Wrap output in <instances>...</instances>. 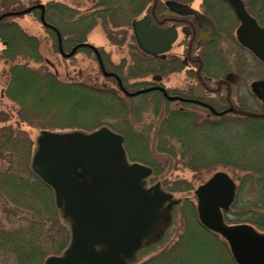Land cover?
<instances>
[{
  "label": "rangeland",
  "instance_id": "obj_1",
  "mask_svg": "<svg viewBox=\"0 0 264 264\" xmlns=\"http://www.w3.org/2000/svg\"><path fill=\"white\" fill-rule=\"evenodd\" d=\"M62 1L64 0H52L51 2ZM47 3V0H0V15L10 11L19 12L34 4L46 5ZM50 10L54 11L51 12L54 15L49 18L58 27L68 30V36L74 32L73 26L69 28L67 25H63L61 20L56 19L59 15L58 8H47L46 15H49L47 13ZM40 13L42 12L38 10L32 14L14 15L7 19L11 24L10 28L0 27V174L10 173L19 176L27 182L26 185L29 184L32 187V190L35 189V195L30 193V201L24 200L29 207V209L25 208L24 210V207L15 201V195L9 194L8 187L6 185L0 186V264H13L14 261L15 264H44L49 256H61L68 246L70 225L63 219L60 210L56 208L52 192L49 189L45 190L46 186H42L30 170L32 158L37 149L36 140L41 131H55L59 134L91 133L103 126L124 135L126 140L124 150L128 163L137 162L152 170V174L146 177L148 184L158 183L162 191L168 192L174 200H178V204L172 212L175 216L174 236L172 235L161 247L149 254V258L170 246L172 247L187 229L194 237L192 242L185 240L183 243V251L186 254H189L190 257L194 254L195 258H199L201 255L202 258L221 257L218 255L219 249L216 248L215 235L208 234L201 226L199 227L197 197L195 195L197 188L217 172L226 173L233 181L237 191L235 200L237 202L234 203V208L228 215L225 225L239 224L238 217L239 215L242 216L241 213L246 209L264 211V195L261 191L258 194L256 182L252 180L250 175H247L248 178L245 177L244 166L226 169V167L212 166L209 163L211 158L218 156L219 150L225 149L230 155V149H228L225 141H229V138L238 136L242 132L241 124L227 123L226 129L216 131L218 137L216 139H204L193 130L194 133L190 137H186L184 134L176 142L171 139V136L178 135V129L175 125H182L176 122L173 125V121V124L166 122L164 126V121L161 120L163 116H160L159 112H154L151 109L144 110L141 113H135V117L127 122L125 120L127 115L117 113L118 109L109 97L101 96L102 94L98 95L100 92L97 91L102 90L97 87H102L107 81L102 76L98 82L96 81L97 65L94 55L92 53H80L67 61L63 59L58 48L54 49L53 47L55 45L54 34L45 30L40 23ZM46 15H43L44 20ZM8 30L9 33L12 32L16 36L14 40L10 38L11 45L15 49L9 47L10 51H4L7 44L2 43L4 40L2 37L9 35ZM106 34L107 30L103 34L95 29L87 36V42L96 47L102 45L104 48L101 50L111 54L113 49L110 43L106 41ZM24 37L38 40V52L44 60V65H47L48 69L56 73L62 80H77L79 78L90 83L88 85L93 96L89 95L87 98L86 94L87 99L77 103L60 98L58 99L61 101H54L56 120L62 125L69 124L67 128L48 127L50 129H39L40 124L36 118L39 115V109L41 106L47 110L51 109L54 99H46L49 94L42 91L43 100L39 101L35 98L33 94L35 91L31 85L24 87L22 81L16 79L17 81L14 82L12 80L11 74H14L12 69L15 68V65L24 64V67L27 68L29 66L35 67L28 57L32 53L30 43L24 41ZM62 50H70V48H62ZM112 59L116 62L120 60L119 57L114 56ZM80 72L82 73L80 74ZM104 90L103 92L108 95ZM136 102L134 101V103ZM172 106L170 105V107ZM61 117H65V120H61ZM184 131L181 129V133ZM159 134L167 135L169 138V140L163 139L165 141L163 147H159L161 140ZM179 142L183 143L180 144ZM170 143L175 150L172 160H170V154L164 152L168 150L167 147H170ZM214 145H217L219 149ZM194 151L201 157L196 159L198 160L196 165L202 166L188 165L190 162L187 158L192 155L189 153ZM261 189L264 190V187ZM257 195H260V205L254 206L252 203L257 202ZM254 228L259 235L264 236L263 227L255 226ZM66 230L69 236L66 235ZM190 243H192V247L186 250ZM202 247H205L203 252L201 251ZM147 257L142 260L147 259ZM149 264L173 263H169V261L166 263L155 257Z\"/></svg>",
  "mask_w": 264,
  "mask_h": 264
},
{
  "label": "flooded vegetation",
  "instance_id": "obj_2",
  "mask_svg": "<svg viewBox=\"0 0 264 264\" xmlns=\"http://www.w3.org/2000/svg\"><path fill=\"white\" fill-rule=\"evenodd\" d=\"M47 1L48 5L34 4L26 8L25 10L29 11L23 15L38 10L42 12L39 5L44 7L43 15H46L47 8L58 7L57 20H61L67 27L77 25L81 38L78 39L79 43L70 50H59V54L67 61L80 53H92L97 65L96 81H99L100 76L107 81L102 87H97L102 90L97 91L100 92L98 95L109 97L113 105H116L117 113L127 115V122L135 117V113L150 109L159 112L163 121L173 118L174 122L182 125H176L178 128L186 129L185 133L192 132L195 123L225 124L245 119L264 120V117L248 116L264 114V97L259 99L253 90L256 83H264V61L240 44L237 32L242 23L227 0ZM238 1L255 25L264 30V0ZM52 11L46 16L54 15L51 14ZM13 15V11L1 14L0 27L9 28L11 24L7 19ZM16 15L19 13L15 12ZM41 15L42 13V26L61 42V32L56 28L58 25L51 18V23L45 19L44 25ZM138 22H142L144 32L150 30L157 33L158 46L162 50L164 42L172 40L167 45L168 49L157 53L142 50L134 32V26ZM95 29L103 34L107 30L106 41L113 49L111 54L101 50L104 46L98 45L97 48L87 42V36ZM65 39H71L67 32ZM141 42V45L145 46V41ZM2 43L6 44V41L2 40ZM113 56L119 57L120 60L116 62L112 59ZM53 74L57 77L56 73ZM57 79L63 83L90 84L79 78ZM120 135L123 137L122 146L125 148V137ZM33 176L35 177L34 174ZM141 182L145 190L158 184H148L147 178ZM168 205L169 202L165 203L162 211L165 212ZM174 207L167 212L169 221L162 229L159 240H147L135 260L129 264H149L155 257L173 264H238L223 237L208 230V234L215 235L216 248L219 249L218 255L221 257L202 258L201 255L195 258L194 254L191 257L186 254L183 251V243L185 240L192 242L194 237L187 229L172 247L149 258V254L174 236ZM159 229L161 230V227ZM66 235L69 236L67 230ZM190 247L192 243L186 250ZM204 250L205 247H202L201 251ZM144 257L147 259L142 260Z\"/></svg>",
  "mask_w": 264,
  "mask_h": 264
},
{
  "label": "water",
  "instance_id": "obj_3",
  "mask_svg": "<svg viewBox=\"0 0 264 264\" xmlns=\"http://www.w3.org/2000/svg\"><path fill=\"white\" fill-rule=\"evenodd\" d=\"M227 1L242 23L237 32L240 44L264 61V30L247 16L238 0ZM38 7L46 25L44 7ZM141 25L138 22L134 32L142 50L157 53L168 49L172 40H166L162 50L157 33L144 32ZM253 90L263 99L264 83H256ZM36 144L30 169L53 191L55 206L69 222L71 234L64 253L49 256L44 264H129L147 240H159L169 221L167 212L178 201L159 184L149 190L142 187V179L152 170L127 162L120 134L106 127L89 134L42 131ZM234 191L233 181L224 172L199 186L195 191L199 222L226 240L236 263L264 264L263 235L246 224L224 225L223 213L229 210ZM167 202L164 212L162 206Z\"/></svg>",
  "mask_w": 264,
  "mask_h": 264
},
{
  "label": "trees",
  "instance_id": "obj_4",
  "mask_svg": "<svg viewBox=\"0 0 264 264\" xmlns=\"http://www.w3.org/2000/svg\"><path fill=\"white\" fill-rule=\"evenodd\" d=\"M58 8V7H55ZM47 22L51 21L48 16L45 17ZM74 27V32L69 35L71 39H65L66 32L69 33L68 30L61 29L60 27H56L61 32V45L63 49L71 48L75 46L77 43H79L78 39L80 38V33H78L77 25H72ZM11 27V26H10ZM9 27V28H10ZM5 28V27H3ZM72 28V27H69ZM7 29V28H6ZM9 33V30L7 31ZM49 33H52L49 31ZM1 34V33H0ZM14 33H9L8 36L2 37L4 41H6L7 48L4 51H10L9 47L13 49L14 46L11 45L12 42L10 41V38L12 40L16 39V36H14ZM55 45L53 46L54 49L58 48L57 44V37L53 38ZM24 41L30 43V48L32 49L31 55H29V59L32 65H36L35 67L29 68L24 67V64L15 65V68L12 69L14 74L12 75V80L16 82L18 79L19 81H22L24 87L25 85H31L32 89L35 91L33 94L35 95V98L39 101H42V91L46 92L47 95L46 99H54L53 100V106L51 109L47 110L44 109V106H41L39 109V115L36 117L37 122L39 125V129L53 127L55 129H61V128H67L68 125H62L59 124V122L56 120L55 117V102L57 100H71L73 102H81L87 98H89V95L93 96L91 94V88L89 85L83 84L79 85L76 83H63L60 82L57 77L48 69L47 65H44V60L41 57L40 53L38 52V40L35 38H28L26 39L24 37ZM16 51V50H15ZM7 53V52H6ZM10 57L9 55L7 56ZM19 70V71H17ZM89 86V87H88ZM53 92V93H51ZM87 94V98L85 97ZM90 96V97H91ZM60 98V99H58ZM61 101V100H60ZM92 106V104H91ZM87 109V108H86ZM85 111V109H84ZM61 120H65V117H61ZM166 122H169L170 124H173V118L169 121H164V125ZM232 123L231 121H229ZM227 122V123H229ZM175 123V122H174ZM227 123L225 124H211V123H195L194 130L198 133L199 137L208 138V139H216L218 138L216 135L217 130L226 129ZM233 123L241 124L243 130L238 136H232L233 138H229V141H225L226 145L228 146V149H230V155L227 154L226 150H219L218 156H215L210 159L209 163L212 166H222L233 169L234 166H244V174L245 177L248 178L247 175H250L252 177V180L256 182V190L258 191V194L262 192V195H264V190L261 189L264 187V120H243V121H234ZM175 125V124H173ZM176 126V125H175ZM52 128V129H53ZM178 137L175 135H172L171 139L176 141L179 139V137H183L184 134L186 137H190L193 131L188 133L185 131L181 133V129L178 128ZM183 130H186L185 128ZM180 132V133H179ZM163 135V137H161ZM159 147H163L165 141L163 139L169 140L167 135L159 134ZM126 142V140H125ZM180 144L183 142H179ZM211 143V142H210ZM213 143V141H212ZM158 144V143H157ZM170 147H167L168 150H165L164 152H167L170 154L172 158H174L175 150L174 146L170 143ZM217 146V145H214ZM177 147V144H176ZM219 147L221 148L220 144ZM217 146L216 148L219 149ZM237 152V153H236ZM189 154H192L187 158V160L190 162L188 164L189 166H202V165H196L198 163L197 158L199 155L194 152H190ZM196 155V157H195ZM195 157V158H194ZM202 161H204V158H202ZM204 163V162H202ZM0 186L6 185L8 187L9 194L15 195V201L18 202L21 206H23L24 210L29 209L28 204L24 200H29L30 193L35 195V189L32 190V187L27 184V182L24 181L23 178H20L19 176H15L10 173H3L0 174ZM38 182H40L38 180ZM42 184V183H41ZM42 186H44L42 184ZM45 187V186H44ZM31 190V191H30ZM45 190H48L47 187H45ZM261 191V192H260ZM257 202H254V206L260 205V195L256 197ZM237 201H235L236 203ZM26 204V205H25ZM234 208V206H233ZM22 209V210H23ZM21 210V211H22ZM244 214V216H243ZM25 216V214L23 213ZM242 216L239 215V221L238 223H247L250 225H255L256 227H263L264 228V211L260 210H254V209H246V211L241 213ZM228 217V216H227ZM246 217V218H245ZM228 219V218H227ZM254 226V227H255Z\"/></svg>",
  "mask_w": 264,
  "mask_h": 264
}]
</instances>
